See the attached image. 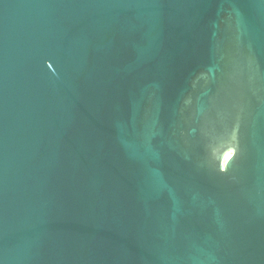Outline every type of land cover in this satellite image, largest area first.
Segmentation results:
<instances>
[{"label": "water", "instance_id": "1", "mask_svg": "<svg viewBox=\"0 0 264 264\" xmlns=\"http://www.w3.org/2000/svg\"><path fill=\"white\" fill-rule=\"evenodd\" d=\"M0 264H264V0H0Z\"/></svg>", "mask_w": 264, "mask_h": 264}]
</instances>
